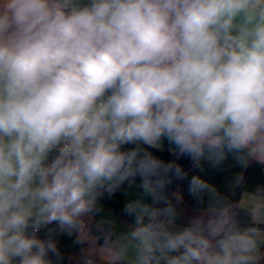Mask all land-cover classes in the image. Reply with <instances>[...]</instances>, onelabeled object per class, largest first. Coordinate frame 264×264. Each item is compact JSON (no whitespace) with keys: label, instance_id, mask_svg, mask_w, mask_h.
<instances>
[{"label":"clouds","instance_id":"1","mask_svg":"<svg viewBox=\"0 0 264 264\" xmlns=\"http://www.w3.org/2000/svg\"><path fill=\"white\" fill-rule=\"evenodd\" d=\"M228 153L264 165V0H0V264H64L57 231L78 264H264V185L242 224L176 163ZM125 185L131 222L94 234Z\"/></svg>","mask_w":264,"mask_h":264},{"label":"trees","instance_id":"2","mask_svg":"<svg viewBox=\"0 0 264 264\" xmlns=\"http://www.w3.org/2000/svg\"><path fill=\"white\" fill-rule=\"evenodd\" d=\"M126 147H132L128 145ZM164 160H171L172 157L167 151L156 153ZM247 172V176L244 179V175ZM190 178L193 174H198L203 177L204 180L216 185L222 192H224L230 199V201L236 205V211L238 212L239 219L242 224L248 222V215L245 210H242L239 206V200L243 193H252L257 185H264V167L262 164L256 161H249L247 165L239 164L233 154L228 153L226 158L218 165L213 166L207 160L203 161L201 168H192L187 171ZM244 179V181H243ZM243 181V182H242ZM187 180L181 181L177 191H173L170 194V198L173 199V204L176 207L180 222L183 223L191 216L197 214L196 206L193 204L191 197L187 192ZM128 188L124 186V190L118 191L113 194L112 198H102L100 203L109 205L114 208L116 213L128 220L122 209L124 207V197ZM264 228V226H261ZM57 228L55 224L48 225L41 229L38 235L44 238L49 229ZM94 234L100 232L111 231L114 233V227L107 224H100L94 222L90 229ZM54 238L58 242V246L66 254L64 264H78V260L74 263L71 261L72 253L79 254V247L73 243L74 237H68L65 234H59L58 231L53 233Z\"/></svg>","mask_w":264,"mask_h":264},{"label":"crops","instance_id":"3","mask_svg":"<svg viewBox=\"0 0 264 264\" xmlns=\"http://www.w3.org/2000/svg\"><path fill=\"white\" fill-rule=\"evenodd\" d=\"M166 151V150H165ZM259 163V162H258ZM264 167V165H263ZM137 190L135 188L133 189H128L126 192V195L124 197V204L127 202V200L134 198V196L136 195ZM250 193H243L240 200H239V206L242 210L246 209V205L249 201L250 198ZM101 204V209L100 211L90 219V224L89 227L91 229V226L93 225V223L99 222L100 224H107V225H111L114 227V233H118L122 230L125 229V227L127 226V223H130L128 220H126L125 218L120 217L116 211L114 210L113 207L100 203ZM246 211V210H245ZM264 226V225H262ZM43 229V228H42ZM262 252H264V247H262ZM79 254L78 253H72L71 255V261H73L74 263L78 260Z\"/></svg>","mask_w":264,"mask_h":264},{"label":"water","instance_id":"4","mask_svg":"<svg viewBox=\"0 0 264 264\" xmlns=\"http://www.w3.org/2000/svg\"><path fill=\"white\" fill-rule=\"evenodd\" d=\"M176 163L180 164L185 172L189 171L193 166V162L188 159H180V160H177ZM246 176H247V172L244 175V179ZM180 182H177V184L173 187V191H177V189L179 188Z\"/></svg>","mask_w":264,"mask_h":264}]
</instances>
